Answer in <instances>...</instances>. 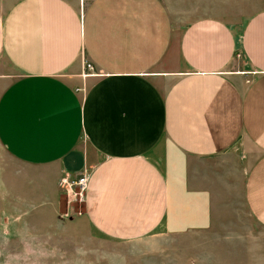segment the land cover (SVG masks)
Listing matches in <instances>:
<instances>
[{"label":"crops","instance_id":"obj_1","mask_svg":"<svg viewBox=\"0 0 264 264\" xmlns=\"http://www.w3.org/2000/svg\"><path fill=\"white\" fill-rule=\"evenodd\" d=\"M254 1L0 0V225L176 235L239 190L264 227V9L232 10ZM88 165L64 222L60 180Z\"/></svg>","mask_w":264,"mask_h":264},{"label":"rangeland","instance_id":"obj_2","mask_svg":"<svg viewBox=\"0 0 264 264\" xmlns=\"http://www.w3.org/2000/svg\"><path fill=\"white\" fill-rule=\"evenodd\" d=\"M259 2L232 10L243 8L248 16L264 9V0ZM88 63L93 69L88 68ZM85 72L95 74V64L86 60ZM9 163L0 145V168ZM91 169L88 165L81 171L90 173ZM60 190L59 218L77 222L76 216L85 210L84 201L75 200L69 205L61 186ZM239 193L235 191L238 197L232 198L233 206L216 209L214 225L206 229L176 235L156 231L132 241L110 239L86 224L44 225L41 229L20 225L15 230L0 225V264H264V227L251 218Z\"/></svg>","mask_w":264,"mask_h":264},{"label":"built area","instance_id":"obj_3","mask_svg":"<svg viewBox=\"0 0 264 264\" xmlns=\"http://www.w3.org/2000/svg\"><path fill=\"white\" fill-rule=\"evenodd\" d=\"M240 55V54H239ZM89 69H93V65L87 64ZM84 75H90L86 73ZM83 88H79L82 90ZM90 173L86 171H80L77 175L71 176V174L64 175L60 180V186L62 191L67 195L69 205L75 200L85 201V192L89 184Z\"/></svg>","mask_w":264,"mask_h":264}]
</instances>
